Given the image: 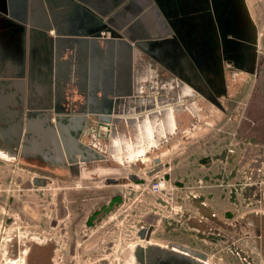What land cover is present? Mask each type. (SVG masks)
Listing matches in <instances>:
<instances>
[{
    "label": "crops",
    "instance_id": "0c3cea01",
    "mask_svg": "<svg viewBox=\"0 0 264 264\" xmlns=\"http://www.w3.org/2000/svg\"><path fill=\"white\" fill-rule=\"evenodd\" d=\"M223 1L235 15L247 14L249 22L239 19L234 28L254 39L256 0H239L238 6L236 0ZM196 6L197 0H0V160L46 167L70 166L68 159H74L81 167L87 164L81 162L84 149L99 154L105 142L103 154L118 153L127 150L123 145L132 136L128 156L146 159L145 144L158 149L167 136L184 133L187 119L194 125L212 120L195 86L206 84L194 76L191 62L179 63L183 55L172 43L168 19ZM39 28L54 43L47 73L48 63L35 60ZM30 29L36 34L29 42ZM106 119L109 131L98 128ZM206 200L196 203L199 218H208ZM251 246L264 250L259 242Z\"/></svg>",
    "mask_w": 264,
    "mask_h": 264
},
{
    "label": "rangeland",
    "instance_id": "374dc122",
    "mask_svg": "<svg viewBox=\"0 0 264 264\" xmlns=\"http://www.w3.org/2000/svg\"><path fill=\"white\" fill-rule=\"evenodd\" d=\"M255 2L258 71L240 75L229 97L215 102L204 96L210 95L205 86L195 84L205 100L200 107L212 120L194 125L187 119L184 133L167 136L158 149L145 144L146 159L128 156L135 146L132 136L123 145L127 150L103 154L107 162L81 166L78 179L62 168H49L53 172L45 187L31 181L48 168L0 160V264L17 259L21 264H126L128 246L139 242L137 231L148 225L153 239H178L206 253L210 264H264V250L251 246L261 242L264 248L259 238L264 233H251L242 223L264 215V0ZM173 147L156 167L153 159ZM128 174L144 180L130 183V190L101 182ZM156 174L165 175L169 186L159 195L147 190ZM116 190L124 202L103 223L98 216L87 224L100 200L106 202ZM207 191L215 193L207 199ZM203 199L210 204L202 206L208 213L204 219L195 211Z\"/></svg>",
    "mask_w": 264,
    "mask_h": 264
},
{
    "label": "flooded vegetation",
    "instance_id": "af4514ba",
    "mask_svg": "<svg viewBox=\"0 0 264 264\" xmlns=\"http://www.w3.org/2000/svg\"><path fill=\"white\" fill-rule=\"evenodd\" d=\"M235 2L238 6L239 0ZM209 5L211 11L206 19L209 29L207 30L206 27L203 26V29H205V31L207 30L203 36H201L200 33H198L200 36L196 35L197 33L195 31L193 35L190 34L189 53L184 51L187 55L186 57L190 60L189 62L193 65V69H195L194 76L200 78L202 83L206 84L205 87L210 95L204 96H206V98H213L215 102L216 98L229 97L228 90L231 85L237 82L240 75H249L253 71H258V68L255 67L259 66V59L256 55L259 51L257 48L258 46L254 41L252 42L253 38H251V34H243L234 28L235 21L237 22L239 19H242V22L245 23L247 18L249 22L248 17H246L247 14L245 15L243 13L242 15L239 13L235 15L233 11L235 9L229 10V7L224 5L223 0H211V4L209 3ZM206 35H208V37H206ZM245 35L247 36L245 37ZM209 100L212 101V99ZM99 146H103L99 154L104 156L103 152L106 148L105 142L101 143ZM107 161L108 160L104 157L103 160L87 162V164L92 166L93 163ZM37 168L40 170L41 168L48 169L41 170L44 172V175L32 179V185L36 187H45L48 185L50 182V173L53 172L49 168H62L70 173V178H80L78 175L80 167H78V165L63 166L54 163L50 166ZM102 171L106 172V174L112 172L111 169H103ZM148 172H146V174H148ZM142 180L144 179L137 178L133 174H128L124 177L106 176L101 182L104 183V187H126L130 190L132 189L130 183H136ZM119 192L120 190H116V192L112 193V196L104 203H101L100 200L98 208L94 209L92 214L88 217L87 224L93 223L98 216H101L99 224L103 223L108 215L117 209L121 202H124ZM242 223H244L249 230L252 229V231H250L251 233L257 234L255 232L258 231L264 233V215L259 218V220L258 218H246ZM142 230L144 238H139V242L132 243L128 246L126 264H199V259L189 254L187 255L189 260L185 262L184 249L186 248L198 252L195 249L181 244L178 239H153L151 237L153 233L152 225H148L147 228L141 227L137 231V235ZM259 238L260 240L263 239L262 241L264 242V234H260ZM38 256L40 258L41 253H38ZM20 262L21 261L17 259L15 263L21 264Z\"/></svg>",
    "mask_w": 264,
    "mask_h": 264
},
{
    "label": "water",
    "instance_id": "95a60500",
    "mask_svg": "<svg viewBox=\"0 0 264 264\" xmlns=\"http://www.w3.org/2000/svg\"><path fill=\"white\" fill-rule=\"evenodd\" d=\"M209 3L211 4V0H197V8L195 10H183L180 9V11L172 13L168 19L170 24L173 26L174 29V34H175V38L172 40V43L177 47V49H179L181 55H183L179 61V63L182 64H187L189 63V58H187L186 53L188 52V47L190 45L189 41H190V37L193 33H197L196 35L198 36H203L205 35L206 31L209 29L206 27L207 25V16L209 15L210 11H211V7L209 5ZM21 23H23L21 21ZM203 26L206 27V31L205 29H203ZM40 30L37 32L40 36H36V40H38L37 43V50L39 51L38 54H36V62L38 61V58L41 59V61L43 63H48V67H45L44 69V73L48 72V69L52 68L51 65V61H52V51H51V45L54 43H51L53 41H51L50 38H48L47 36H44V31H46L45 28H39ZM195 31V32H194ZM200 33V35L198 34ZM36 34L34 32V30L30 29L29 30V42L31 41V37L32 35ZM253 42V40H252ZM147 45V44H146ZM137 47H144L145 44L143 43H137L136 44ZM55 52L57 51L56 49V43H55V47H54ZM185 50V51H184ZM189 53V52H188ZM189 55V54H188ZM54 56V54H53ZM111 123L110 119H106V120H101L98 122V128L99 129H105V131H109L110 130V126L109 124ZM57 128H59V125L57 126ZM99 129L98 131L94 128L92 129V131L96 132L97 135H99ZM106 137H108V134H105ZM108 138H105L104 140H107ZM57 146V145H56ZM58 148V146H57ZM82 155V159L81 162L85 163V162H89V161H98V160H103L104 156L98 154L97 152H92L89 149H84V151H82L80 153ZM68 162L71 165H77V162L74 159H68ZM153 163L156 165V167H160V161H158V159H153ZM153 171L155 172L156 170H152L149 171L147 176H151L153 174ZM140 239H143V230L141 232H139L138 234ZM185 252V262H188L189 258H188V254L195 256L199 259V264H205V262H207L206 257L199 253V252H195V251H191L188 249H184Z\"/></svg>",
    "mask_w": 264,
    "mask_h": 264
},
{
    "label": "built area",
    "instance_id": "2783aa9c",
    "mask_svg": "<svg viewBox=\"0 0 264 264\" xmlns=\"http://www.w3.org/2000/svg\"><path fill=\"white\" fill-rule=\"evenodd\" d=\"M105 130V129H103ZM169 189L168 182L166 181L165 175L156 174L152 183H148L147 190L148 192L159 195L166 192Z\"/></svg>",
    "mask_w": 264,
    "mask_h": 264
},
{
    "label": "bare ground",
    "instance_id": "6f19581e",
    "mask_svg": "<svg viewBox=\"0 0 264 264\" xmlns=\"http://www.w3.org/2000/svg\"><path fill=\"white\" fill-rule=\"evenodd\" d=\"M131 154V153H130ZM8 158V157H7Z\"/></svg>",
    "mask_w": 264,
    "mask_h": 264
}]
</instances>
